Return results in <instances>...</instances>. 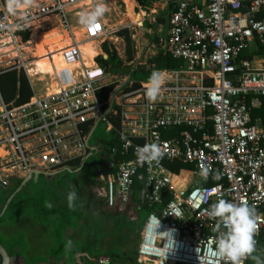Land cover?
Returning a JSON list of instances; mask_svg holds the SVG:
<instances>
[{
    "label": "built area",
    "instance_id": "built-area-1",
    "mask_svg": "<svg viewBox=\"0 0 264 264\" xmlns=\"http://www.w3.org/2000/svg\"><path fill=\"white\" fill-rule=\"evenodd\" d=\"M149 1L134 0L142 21ZM98 2L19 0L13 15L9 0H0V48H11L3 54L17 52L7 59V69H23L45 88L39 94L30 84L32 96L18 105L6 104L0 95V184L18 173L49 174L71 169L74 160L82 163L96 149L88 141L102 123L118 145L111 149L116 159L100 170L97 195L108 207L127 210L132 221L139 218L136 208L149 209L137 248L139 264H202L208 242L216 236L215 221L207 213L221 197L255 206L256 248L264 245V124L252 118L250 102L264 96V61L242 56L250 42L264 44V0H154L166 11V28L146 48L181 62L157 70L156 63L142 62L141 54L130 61L133 69L161 73L163 83L154 102L146 98L148 81L129 76L112 80V71L97 60L108 59L107 53L84 54L82 44L102 46L111 41L112 31L100 20L93 28L82 26L77 35L69 14L79 17ZM33 30L68 40L61 49L60 69L49 45L45 48L51 72L34 70L36 54L22 56V44L30 43ZM108 85L113 88L101 100ZM153 142L163 152L159 163L138 165L136 149ZM178 162L192 166V180L176 187L170 166ZM205 167L210 168L207 179L201 175ZM207 180L215 182L213 187L201 185ZM168 230L174 247L166 252L172 243L163 233ZM247 261L243 258L241 264ZM92 264L112 260L99 255Z\"/></svg>",
    "mask_w": 264,
    "mask_h": 264
},
{
    "label": "crops",
    "instance_id": "crops-1",
    "mask_svg": "<svg viewBox=\"0 0 264 264\" xmlns=\"http://www.w3.org/2000/svg\"><path fill=\"white\" fill-rule=\"evenodd\" d=\"M42 1L44 0H31L30 3L38 4ZM125 1L135 11L136 8L134 9V7L136 6V2H134V0H125ZM18 2L16 3V5L18 4ZM159 5L160 7L162 6L161 4ZM69 20L71 26L77 27L79 33V30L82 26L78 23V17L70 13ZM101 20L103 21V19ZM103 23L106 26V23L104 21ZM159 24H160L159 31L156 25L155 30L151 32L155 35V36L153 35L154 40L157 39L158 36H162L165 32L166 21ZM123 30H127V29H123ZM149 31H152V29L149 28ZM157 31L159 32L158 34ZM35 32L37 33L38 36L43 35L42 33H39L37 30H35ZM119 32L120 30L118 31V33ZM78 33L77 35H79ZM29 42L30 43L28 44L26 43L22 44V47L24 49L23 52L20 51L22 53V56H27L28 52L35 54L36 51L35 44L32 43V40H29ZM41 43L43 44L42 40ZM92 43L94 46L93 48H96L95 54H100V53L105 54L102 46H100L98 42H92ZM258 43L259 42L257 40L250 42L248 49L245 51V55L247 57H250L248 59L253 60L255 63L264 61V54H261L258 51ZM63 46H65L63 42L58 43L55 52L57 51V48ZM7 50H11V48H6V49L0 48V56H1L0 65L1 64L5 66L7 65V60H4V55L6 54H3ZM16 53L17 52L15 51L7 53L8 56L7 59L12 58ZM142 53H144L142 57L145 58L147 57V58L146 60H142L141 58V61L149 62L151 59L155 58L160 52H158L156 49L152 47H149L146 50H144V52ZM36 55L42 58L46 57V56L38 55L37 51H36ZM138 55H140L139 52H137L136 55L132 54V59L129 60V62L127 63L128 67L130 66V61H132ZM125 76L126 75L124 74L121 75L120 77H125ZM30 78L28 77L29 82L30 84H32L35 91L38 92L39 94L44 93L45 88L43 86V83L39 87H36L35 76L31 75ZM250 102L252 104V109L258 108L261 106V97L252 98ZM255 120L264 124V121L262 120L261 117H257ZM89 146L91 148H94L96 146L97 148V145L91 146L89 144ZM94 152H96V149H93L88 156L92 155ZM85 160L83 162H85ZM80 166L77 168L73 166L70 169V171L78 172L80 169L78 171L75 170L80 168ZM100 170L101 168L98 170L96 183L94 185L89 186L87 190L84 191L82 188L77 187V184L74 185V187L77 188L76 189L77 193H76V200L74 201V207L72 208H69L68 206V200H67L68 193H65L64 191L66 190H63V188H60L61 185L59 180H55L56 179L55 176H57L61 171H56L45 175L49 180V182H53L54 185H56L55 187L52 188L49 187L45 191L40 190L39 193L36 192V194L43 193L46 196V198H44L45 201L47 200L46 204H42V201H40V199H36L34 204L30 205L29 208H27L26 200L29 197L33 196V194L29 192L27 194H23V196L19 198L20 201L25 200V202L23 203L18 202L10 209L8 206L5 213L0 218V244L8 252L10 257V264H92L93 260L99 255H107V254L98 253L92 247L94 246V238H95L94 234L97 229L95 225L96 218H98L99 215L102 214L104 216L110 215V217L111 215H113L112 219L114 221H116L117 216L126 217L131 222H136V221H132L129 218L127 210H118L117 208H110L105 204L104 199L97 195L96 188L100 183L99 181ZM26 176H24L21 173H18V176L10 178L9 181L7 180L8 181L7 184L14 185L17 181H20L21 184V182L26 178ZM36 179H34V177L32 176L30 181L32 180L35 181ZM7 184H5L4 186H6ZM70 189H71L70 192L73 191L72 187H70ZM39 202L41 203V205L39 204ZM3 205L4 204L0 205V211L3 208ZM77 209L81 211L79 214L80 216L77 217L76 221H72L70 219V214L72 211ZM144 210H145L144 208H139V209L136 208V213L138 214L139 217L138 220L141 219V213L144 212ZM39 212L48 213L49 219H46V217L42 218ZM83 214L85 215L83 216ZM68 241L72 242L70 248L67 247ZM259 246L256 248V251L254 252L257 254V256L260 250ZM91 247L92 249H90ZM262 248H263L262 252L264 254V245L262 246ZM250 259L251 258H248L247 264H250ZM0 264H1V257H0Z\"/></svg>",
    "mask_w": 264,
    "mask_h": 264
},
{
    "label": "rangeland",
    "instance_id": "rangeland-1",
    "mask_svg": "<svg viewBox=\"0 0 264 264\" xmlns=\"http://www.w3.org/2000/svg\"><path fill=\"white\" fill-rule=\"evenodd\" d=\"M153 1L154 0H150L149 3L147 4V9L145 10L147 15L145 16V19H143L142 21V16H143L142 12H139V10L135 9V13H133V10L127 7V4L124 0H104L109 11L105 14V16L102 19L106 23L107 29L112 31L109 35L112 38V41L109 42H112L111 44L116 50L117 55L122 60L121 66L116 70H113L112 73L114 74V77H112V80H115V78L120 80L121 79L120 76L124 74L126 76L130 75V78L136 81H145L147 78H149L150 74H145L141 72L140 69L138 68L133 69L132 66L128 67L127 63L129 61L127 60V51L128 50L131 51L133 55H136V53L139 52L141 54L142 60H146L147 57L146 58L142 57V55H144V53L142 52H144V50L147 49L146 46L148 43L154 42V39L151 37L154 34L151 33L152 31H149V28L146 25L147 23L156 24L157 29L159 31L160 29L159 23L166 21V16H167L166 11L162 10L159 4L155 6ZM151 9H155L156 13L154 14L151 13L150 12ZM128 16L131 18H129ZM129 22H133V24L127 28L128 38L126 39L124 36L118 34V31L120 30L118 29V26H122L123 24ZM141 22H143L142 25L138 26ZM158 31L157 34L159 33ZM41 36H38L39 43L37 44V46L35 45V50L37 51L38 55L40 54L37 50V47L41 44ZM43 47L45 51H47L44 43H43ZM61 48L62 47H60V49ZM7 58H8L7 54L4 55V60H7ZM5 68H8L7 65L6 66L3 64L0 65V70H3ZM35 85L36 87H39L40 85H42V83H38L36 81ZM109 139H110V135L106 129V126L102 123L98 124L93 135L89 139V144L91 146L97 145L98 151L94 152L92 155L87 157L83 168L85 174L88 175L94 174L95 172H98L100 168L107 165V162L109 160V153L106 143ZM100 149H103L105 151H102ZM62 172L63 171H61L59 174H62ZM78 177L79 174L76 172H70L68 174H65V177L61 179L60 188H63V190H66L64 192L69 194L71 190L70 187H72V190L77 193L76 190L77 188L74 187V182L77 181ZM57 178L58 177H56L55 180H57ZM9 180L10 178L8 179V181ZM55 186L56 185H54L53 182H49V180L45 175L40 174L39 177H37V181L32 180L28 183L27 188L30 189V193L33 194L34 199H40V201H42V204H46L47 200L45 201L44 199L46 198V196L43 193L36 194V192L39 193L40 190L45 191L49 187L52 188ZM22 196L23 195H19V198ZM35 201L32 200L28 201L26 203V207L29 208V206L34 204ZM39 204L41 205L40 202ZM80 212L81 211L79 209L72 211L70 214V219L72 221H76L77 217L80 216L79 215ZM39 213L42 218L46 217V219H49L48 213L46 212L45 213L39 212ZM84 215L85 214H83V216ZM146 216L147 214L145 212H142L141 219L136 222H131L126 217H118V216L116 218V221H114L112 219L113 215H111L110 217V215L104 216L101 214L99 215L98 218L95 217L96 218L95 225L97 229L94 234L95 237L94 246L92 247L98 253L107 254L108 256H110L112 260V264H139L135 259L137 254L136 251L140 240L139 233L143 226V222ZM262 246L263 245L260 244L259 246L260 255L258 254V256L262 260H264ZM92 247L90 249H92ZM253 255L257 256L256 253H254ZM129 257L132 259H130ZM250 264H255V261L250 259Z\"/></svg>",
    "mask_w": 264,
    "mask_h": 264
},
{
    "label": "clouds",
    "instance_id": "clouds-1",
    "mask_svg": "<svg viewBox=\"0 0 264 264\" xmlns=\"http://www.w3.org/2000/svg\"><path fill=\"white\" fill-rule=\"evenodd\" d=\"M18 0H9L8 11L16 14V3ZM30 3L31 0H28ZM109 11L104 0H99L90 10L82 11L78 17V23L85 28L95 27L100 20ZM163 79L161 73L153 72L146 85V98L149 102L157 100ZM163 156L161 146L158 143L145 144L136 149V162L138 165H152L159 163ZM210 168L202 169L201 175L207 179ZM69 208L74 207L76 192L71 191L67 197ZM51 206V205H49ZM208 217L215 221L213 232L216 236L208 242L204 252L202 264H241L243 258H251L255 264H264L259 256L253 255L256 251V242L254 235L257 231L256 208L250 205L247 200L232 202L224 198L211 205L207 213ZM159 227V219H154L152 230L156 233ZM171 236L172 243L168 246L166 252L174 247L171 230L165 231ZM71 241H68L67 247L70 248Z\"/></svg>",
    "mask_w": 264,
    "mask_h": 264
},
{
    "label": "trees",
    "instance_id": "trees-1",
    "mask_svg": "<svg viewBox=\"0 0 264 264\" xmlns=\"http://www.w3.org/2000/svg\"><path fill=\"white\" fill-rule=\"evenodd\" d=\"M141 3H144V2H141ZM126 4H127V7L132 9V7L127 2ZM146 26L152 29V32L156 28V24L147 23ZM118 34L124 36L126 39L128 38L127 30H122ZM22 35H23V39H27V35H28L27 32H24ZM152 38L154 37L152 36ZM30 39L32 40V43H34L35 45L39 43L38 35L35 31H32ZM102 48H103V51L108 54V59H103L102 56H99L97 58L98 62L101 65L106 66L107 69L111 71L119 68L122 64V60L117 55V52L114 49L113 45L110 42H105L103 43ZM37 50L41 56L46 55V51L42 43L37 47ZM258 51L259 53L264 54V44L258 43ZM242 56L246 58H250L245 55V51L243 52ZM131 59H132V53L131 51L128 50L127 60L129 61ZM149 63H156V69L160 70V69L178 67L181 62L177 59L172 58L169 55H165L160 52L155 58L151 59ZM140 71L145 74H150V75L153 73L151 71H145L143 69ZM145 81H148V78ZM112 88H113V85L106 86L99 96L100 99L106 100ZM0 95L6 104L18 105V104L25 103L26 101L29 100V98L32 96V89H31L29 79L23 69L14 68V69L0 70ZM251 114H252L253 119H256L257 117H261L262 120L264 121V96H261V106L258 108H253L251 111ZM113 122L115 126L118 125L117 119H113ZM106 145H107V149L109 153V159L115 160L116 157L111 154V149L113 147H117L118 145L117 141L114 138L110 137ZM100 150L105 151L103 149H100ZM96 151H98V148H96ZM84 163H83V167L78 172H76L79 174V177L77 181L74 182V185L77 184V187L82 188L85 191L89 188V186L94 185L96 183V177L98 175V172H95L94 174H89V175L85 174L84 169H83ZM72 165L75 166V168H77L81 165V162H79L78 160H74L72 161ZM170 167L174 174V184L176 187L191 183V180H192V175H191L192 166L191 165H189L188 163L178 162L176 164L171 165ZM70 172H71L70 170L65 169L63 170L62 174H58L55 177H58L57 180L61 182V179L65 177V174H68ZM35 181H37V179ZM214 183H215L214 181L207 180L205 182H202L201 185H208L210 187H213ZM19 184H20V181H17L14 185L7 184L6 186H4L3 184H0V205L4 204L6 199L19 186ZM140 186L141 184H138L136 186V189H138ZM27 187H28V183L15 195V197L13 198V200L11 201L9 205V209L13 207L14 205H16L18 202L20 203L25 202V200L20 201L19 195L29 193L30 189H28ZM33 197L34 196L29 197L26 200V202L30 200L35 201L36 199H34ZM144 209H145L144 212L148 213L149 209L147 208H144Z\"/></svg>",
    "mask_w": 264,
    "mask_h": 264
},
{
    "label": "bare ground",
    "instance_id": "bare-ground-1",
    "mask_svg": "<svg viewBox=\"0 0 264 264\" xmlns=\"http://www.w3.org/2000/svg\"><path fill=\"white\" fill-rule=\"evenodd\" d=\"M35 31V30H33ZM58 36H56V34H45L41 36V40L45 45H49L50 49L55 52L56 46L58 43H60L61 41H58ZM64 43V45L68 44V40L62 41ZM60 45V44H59ZM93 43L92 42H88L83 44L82 49L84 51V54L88 57H92L95 55L96 53V48H93ZM63 48V47H62ZM61 48V49H62ZM57 48V51L54 53V62L57 66V68L60 69L61 66V49ZM95 49V51H94ZM59 52V53H58ZM36 54V53H35ZM35 65H37L36 69L34 70H38L41 71L42 73H46V72H51L52 71V66L51 64L48 62L46 57H38V60L35 61Z\"/></svg>",
    "mask_w": 264,
    "mask_h": 264
},
{
    "label": "water",
    "instance_id": "water-1",
    "mask_svg": "<svg viewBox=\"0 0 264 264\" xmlns=\"http://www.w3.org/2000/svg\"><path fill=\"white\" fill-rule=\"evenodd\" d=\"M129 78H130V75H129ZM116 91H117V89L111 94V100H110V103H109V109L112 106V103H113L112 98L114 97ZM83 163L81 164L80 168L76 169L75 171H78L79 169H81L83 167ZM67 170H70V169H67ZM59 171H62V170H59ZM40 174L47 175V174L42 173L40 171H34L32 173H29L26 176V178L21 182V184L18 186V188L9 196L7 201L4 203L3 208L0 211V218L3 216V214L7 210L8 206L10 205V203H11V201L13 199V197L31 180L32 176L34 177V179H36L37 176H39ZM0 257H1V264H10L9 254H8L6 249L1 244H0Z\"/></svg>",
    "mask_w": 264,
    "mask_h": 264
}]
</instances>
